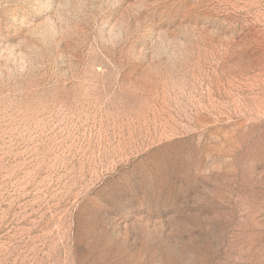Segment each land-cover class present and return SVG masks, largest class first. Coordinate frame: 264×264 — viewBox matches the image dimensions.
<instances>
[{
	"label": "rangeland",
	"instance_id": "374dc122",
	"mask_svg": "<svg viewBox=\"0 0 264 264\" xmlns=\"http://www.w3.org/2000/svg\"><path fill=\"white\" fill-rule=\"evenodd\" d=\"M0 264H264V0H0Z\"/></svg>",
	"mask_w": 264,
	"mask_h": 264
}]
</instances>
